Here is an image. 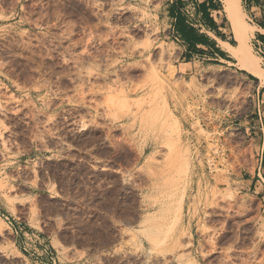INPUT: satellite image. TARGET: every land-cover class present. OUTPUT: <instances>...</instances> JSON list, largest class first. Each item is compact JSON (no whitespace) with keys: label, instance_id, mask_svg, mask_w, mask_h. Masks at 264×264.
<instances>
[{"label":"rangeland","instance_id":"rangeland-1","mask_svg":"<svg viewBox=\"0 0 264 264\" xmlns=\"http://www.w3.org/2000/svg\"><path fill=\"white\" fill-rule=\"evenodd\" d=\"M171 8V0H0V138L25 145L24 133L30 143L54 122L93 144L108 125V208L119 231L110 219L92 227L96 256L85 264H264L263 213L245 188L254 168L242 120L249 87L205 65L178 78L171 64L185 44L170 32ZM250 27L246 43L264 70ZM222 46L231 56L236 40ZM183 199L192 216L181 231ZM105 236L109 245L119 239L111 255L99 252ZM16 245L11 264H23L28 247Z\"/></svg>","mask_w":264,"mask_h":264},{"label":"crops","instance_id":"crops-1","mask_svg":"<svg viewBox=\"0 0 264 264\" xmlns=\"http://www.w3.org/2000/svg\"><path fill=\"white\" fill-rule=\"evenodd\" d=\"M239 4L247 24L254 27L253 35L263 38L264 0H239ZM171 7L170 32L185 44L177 52V61L171 64L178 78L189 75L192 79L205 65L249 87L243 100L246 109L242 120L247 124L243 133L254 168L245 188L257 199L264 223V86L254 75L233 67L235 60L222 46V43L234 46L235 39L221 0H171ZM62 110L57 107L51 113L60 114ZM48 125L54 132L49 135L47 128L41 127L30 143L24 133L25 145L20 142L14 145L12 137L0 138V261L3 264H11L18 241L29 250L23 264H79L74 261L77 252L82 254L85 264L96 256L92 239L86 237L92 227L101 231L102 222L108 225L110 219L115 231H119L118 214L109 212L108 208V125L100 123L103 139L100 137L93 144L86 135L78 136L75 127L60 132V123ZM134 125L127 124L126 129L134 130ZM85 131L83 128L80 133ZM131 193L139 200V191L132 189ZM179 208L180 229H186L191 209L184 199ZM6 216L13 218L15 233L5 221ZM107 240L106 236L100 239V255L103 252L111 255L119 246V239L112 240L110 245ZM33 246L37 247L36 251Z\"/></svg>","mask_w":264,"mask_h":264},{"label":"bare ground","instance_id":"bare-ground-1","mask_svg":"<svg viewBox=\"0 0 264 264\" xmlns=\"http://www.w3.org/2000/svg\"><path fill=\"white\" fill-rule=\"evenodd\" d=\"M221 1L224 4L226 16L229 20V23L234 33V38L236 40V46L233 48V50L230 51L231 56L241 69L257 77L259 80V84L264 85V70L260 68L257 64V61L253 57H251L249 47L246 43L248 33L251 30V27L247 25L243 20L244 14L241 11L239 0ZM224 46L231 47L227 44H224ZM154 219L156 220L155 217ZM146 220L148 221L149 219ZM146 220L143 222H146ZM150 220L152 221L153 218ZM150 220L148 222H150Z\"/></svg>","mask_w":264,"mask_h":264},{"label":"built area","instance_id":"built-area-1","mask_svg":"<svg viewBox=\"0 0 264 264\" xmlns=\"http://www.w3.org/2000/svg\"><path fill=\"white\" fill-rule=\"evenodd\" d=\"M250 45L252 47L253 52L258 57L261 67L264 68V35L263 38L253 35L250 39ZM4 219L10 227H13V218L6 216L4 217Z\"/></svg>","mask_w":264,"mask_h":264}]
</instances>
